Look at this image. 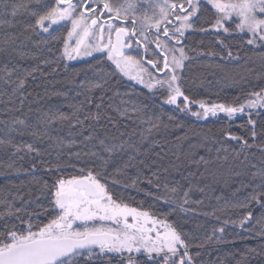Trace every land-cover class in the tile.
Listing matches in <instances>:
<instances>
[{
	"label": "trees",
	"instance_id": "trees-1",
	"mask_svg": "<svg viewBox=\"0 0 264 264\" xmlns=\"http://www.w3.org/2000/svg\"><path fill=\"white\" fill-rule=\"evenodd\" d=\"M51 6L55 0H0V211L7 205L14 211L0 218V231L23 229L21 219L39 227L52 218L50 198L42 194L46 183L107 171L121 181H106L117 199L184 234L193 264H264V221L257 223L264 209L255 201L240 206L262 182L264 110L253 115V140L247 115L197 120L164 104L165 93L126 82L105 54L70 65L64 55L69 24L53 36L35 28ZM214 15L200 18L209 31L190 35L182 91L195 102H243L264 88V47L248 45L235 23L229 33L213 31ZM245 68L248 81L239 78ZM212 76L224 85L210 86ZM195 102L191 109L202 111ZM101 140L115 145L111 153ZM249 211L253 220L241 227ZM97 264L127 261L106 256Z\"/></svg>",
	"mask_w": 264,
	"mask_h": 264
},
{
	"label": "snow or ice",
	"instance_id": "snow-or-ice-1",
	"mask_svg": "<svg viewBox=\"0 0 264 264\" xmlns=\"http://www.w3.org/2000/svg\"><path fill=\"white\" fill-rule=\"evenodd\" d=\"M186 4L184 0H148L149 15L146 10L139 9L138 0H124L118 8H113L110 0H55V6L38 16L35 28L53 36L60 30L53 26L69 23L71 27L64 42V55L68 59L91 57L94 53L105 54L107 60L128 80L149 91L157 87L166 88L163 103L175 105L181 112H190L197 120L217 117L218 113H223L228 120L237 114L247 115L251 136L255 140L257 132L253 115L259 116L260 110H264V88L259 92L253 90L243 102L237 100L232 104L191 100L181 86L183 72L188 66L185 62L190 59L191 51L183 41L186 30L196 28L203 13L214 10L213 31L229 33L231 23H235L236 31L248 34V45L264 47V0H186ZM225 21L230 22L227 27ZM169 25H172L171 28ZM198 30L209 31L203 26ZM105 31L108 34L106 41ZM73 39L75 44L69 51L68 41ZM218 43L223 45L222 40ZM151 45H155V51ZM140 49L144 50V55H141ZM228 56H233L231 50ZM146 65H151L156 73L162 72L163 78L154 75ZM180 98H183L182 105ZM194 102L202 111L191 109ZM229 139L241 140L232 135ZM243 143L246 147L250 146L247 141ZM100 144L108 153L115 148V145L105 144L103 140ZM260 176L262 182L258 190L254 188L240 202V206L248 207L250 201H255L264 209V199H261L264 197V170ZM108 179L114 184L121 183L117 176L107 171L89 172L87 176L72 179L58 177L51 186L46 183L44 187L47 191L42 194L50 198L52 218L39 227H35L31 218L21 219V223L25 224L23 229L13 226L0 231V264H97L108 254L118 255L127 264H193L188 252L190 245L183 238L184 234L168 224H164V231L161 232L157 225L164 222L155 219L148 211L129 207L117 199L109 191ZM159 198L169 202L166 196ZM187 202L185 199L184 203ZM179 207L181 211H186L183 205ZM48 210L46 208L44 214ZM19 211L21 209H15V212ZM13 214L12 206L7 205L4 211H0V218ZM252 220L253 213L249 211L239 223L243 227ZM262 221L264 213L257 223ZM219 231L223 232L224 228ZM153 232L155 236L151 235ZM260 235L264 236V230Z\"/></svg>",
	"mask_w": 264,
	"mask_h": 264
},
{
	"label": "rangeland",
	"instance_id": "rangeland-1",
	"mask_svg": "<svg viewBox=\"0 0 264 264\" xmlns=\"http://www.w3.org/2000/svg\"><path fill=\"white\" fill-rule=\"evenodd\" d=\"M124 2V0H110V3L112 4V6H113V8H118V7H120L121 6V4ZM138 4H139V9H144V10H146L147 11V13L149 14V15H151V9H149L148 8V0H138ZM185 6H187V4H185ZM61 7H63V6H61ZM177 12L179 11V9H177L176 10ZM181 15H183V13H180ZM129 21H131V20H129ZM176 22V21H175ZM209 23H208V25H210V23H211V25L214 23V19L212 18V19H210L209 21H208ZM47 23V22H46ZM69 24V23H67V22H62V24ZM114 23H118V21H115ZM131 23V22H130ZM177 24H178V22H176ZM201 23H202V21H201V19H199L198 21H197V27L196 28H194V29H190V30H186V33H185V39H184V41H183V43L187 46V49H189L190 48V46H191V43H192V41H191V37H190V35L193 33V32H195L196 30H197V28H199L200 27V25H201ZM210 25V26H211ZM69 26L71 27V25L69 24ZM172 26V25H171ZM53 27H57V26H53ZM171 28V27H170ZM155 32V30H153V33ZM107 38H108V34H107V31H105V36H104V39H105V41L107 40ZM162 39H164L163 37H162ZM68 44H69V51L71 50V47H73L74 46V44H75V40L73 39V40H70V41H68ZM152 46V45H151ZM150 46V47H151ZM74 55V54H73ZM97 55H102L101 53H94L93 54V56H91V57H78L76 60L77 61H86V60H89V59H91L92 57H94V56H97ZM177 55H178V53H177ZM72 60V59H71ZM70 59H69V61H71ZM109 61V60H108ZM162 61V60H161ZM110 62V64L112 65V67L115 69V66L111 63V61H109ZM186 63V62H185ZM148 67V66H147ZM161 67H162V63H161ZM251 69L250 68H245V71L243 70V72L241 73V76L239 77L240 78V80H249V78H250V75H251V71H250ZM115 71H117L116 69H115ZM117 73L126 81V82H128V83H131L132 85H134V86H136V87H139V88H142V89H144V90H146L148 93H151V94H153V93H157V92H163V93H165V94H167L166 93V88L165 89H159L158 87L157 88H154L152 91H149L148 89H146V88H144V87H142L140 84H138V83H136V82H134V81H130V80H128V78L127 77H125V76H123V75H121L118 71H117ZM158 78H163V75L162 76H159V75H156ZM232 76V75H231ZM224 85V79L223 78H221V76H212L211 77V84H210V86H212V87H214V88H221L222 86ZM169 107H176L175 105H168ZM220 114H218V116H219ZM221 115L222 116H224V114L223 113H221ZM242 115L241 114H237L232 120H234V119H237V118H240ZM212 116H209V118H211ZM225 117V116H224ZM129 220H131V218H129ZM164 224L165 223H163V224H158L157 225V228H159V230L161 231V232H163L164 231ZM149 227H151V225H149ZM155 232H153V233H151V235H153V236H155ZM127 255V254H126ZM107 256H114V257H119L118 255H114V254H108ZM126 261V260H125Z\"/></svg>",
	"mask_w": 264,
	"mask_h": 264
},
{
	"label": "flooded vegetation",
	"instance_id": "flooded-vegetation-1",
	"mask_svg": "<svg viewBox=\"0 0 264 264\" xmlns=\"http://www.w3.org/2000/svg\"><path fill=\"white\" fill-rule=\"evenodd\" d=\"M130 22H131V21H128L129 24H130ZM118 23H119V21H118ZM173 23H174V22H173ZM169 27H171V25H169ZM151 49H152L153 51H155V45H152V46H151ZM140 52L144 55V50H143V49H140ZM156 55L158 56L159 54L156 53ZM160 59L163 60L162 57H160ZM146 66H148L149 68H151V65H146ZM153 72H154L155 74H157V75H158V74H161V73H156L155 70H153Z\"/></svg>",
	"mask_w": 264,
	"mask_h": 264
},
{
	"label": "water",
	"instance_id": "water-1",
	"mask_svg": "<svg viewBox=\"0 0 264 264\" xmlns=\"http://www.w3.org/2000/svg\"><path fill=\"white\" fill-rule=\"evenodd\" d=\"M76 59H77V58H76ZM76 59H72V60L70 61V65L74 64V63L76 62Z\"/></svg>",
	"mask_w": 264,
	"mask_h": 264
}]
</instances>
